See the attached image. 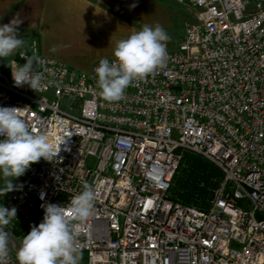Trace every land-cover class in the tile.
<instances>
[{"label": "built area", "instance_id": "obj_1", "mask_svg": "<svg viewBox=\"0 0 264 264\" xmlns=\"http://www.w3.org/2000/svg\"><path fill=\"white\" fill-rule=\"evenodd\" d=\"M177 3L194 17L183 40L176 49L167 42L164 67L119 101L99 95V62L77 72L42 56L36 37L22 50L46 60L37 91L0 71V107L20 108L54 145L65 140L4 199L17 209L9 264L42 222V205L66 206L85 182L96 198L76 241L80 264H264V2L254 10L249 0ZM184 152L224 173L206 210L171 197Z\"/></svg>", "mask_w": 264, "mask_h": 264}, {"label": "clouds", "instance_id": "obj_2", "mask_svg": "<svg viewBox=\"0 0 264 264\" xmlns=\"http://www.w3.org/2000/svg\"><path fill=\"white\" fill-rule=\"evenodd\" d=\"M21 21L13 18L0 25V59H7L19 51L23 65L12 68L15 86L27 84L31 89L41 87L46 60L33 52L31 56L22 50L26 46L19 38ZM171 39L162 25H143L140 30L117 41L113 50L114 60L101 58L95 68L99 95L108 102L119 101L133 82L147 78L164 67L167 58V42ZM20 108L0 107V195L15 191L19 186L13 179L43 158L53 161L61 151L47 133L36 134L19 115ZM71 136V134H69ZM96 189L85 182L82 191L72 197L66 206L48 203L44 207L43 220L33 225L24 235L16 250L18 264H80L81 248L76 243L82 226L94 210ZM43 199V195L41 196ZM17 209L0 206V264H9L11 233L8 226L16 220ZM7 229V231L5 230Z\"/></svg>", "mask_w": 264, "mask_h": 264}, {"label": "crops", "instance_id": "obj_3", "mask_svg": "<svg viewBox=\"0 0 264 264\" xmlns=\"http://www.w3.org/2000/svg\"><path fill=\"white\" fill-rule=\"evenodd\" d=\"M176 4L177 0H0V25L18 18L19 38L26 44L36 37L42 56L87 73L101 58L113 59L117 41L133 30L160 24L168 31ZM17 52L0 59V71L16 68Z\"/></svg>", "mask_w": 264, "mask_h": 264}, {"label": "trees", "instance_id": "obj_4", "mask_svg": "<svg viewBox=\"0 0 264 264\" xmlns=\"http://www.w3.org/2000/svg\"><path fill=\"white\" fill-rule=\"evenodd\" d=\"M15 61L16 66L25 63L17 58ZM223 180L224 173L213 163L198 154L184 152L180 167L173 179L171 197L184 205L206 210L213 199L215 190ZM2 184L3 180L0 179V187L3 186ZM9 193L0 195V206H4V199ZM36 215L25 221L21 229L31 226Z\"/></svg>", "mask_w": 264, "mask_h": 264}, {"label": "rangeland", "instance_id": "obj_5", "mask_svg": "<svg viewBox=\"0 0 264 264\" xmlns=\"http://www.w3.org/2000/svg\"><path fill=\"white\" fill-rule=\"evenodd\" d=\"M262 1L264 2V0ZM259 2L260 0H249V10H254ZM174 13L175 17L173 21V26L168 31H166L171 37V39L168 41V45L171 49H176L179 46L182 38H184L185 35L186 24L188 22H192L194 18L192 13L187 10H184V8L181 7L179 4H176ZM18 180L19 178L13 179V184L16 185Z\"/></svg>", "mask_w": 264, "mask_h": 264}]
</instances>
